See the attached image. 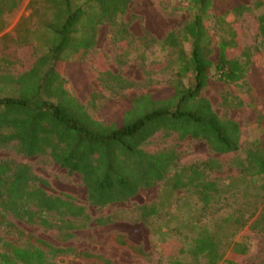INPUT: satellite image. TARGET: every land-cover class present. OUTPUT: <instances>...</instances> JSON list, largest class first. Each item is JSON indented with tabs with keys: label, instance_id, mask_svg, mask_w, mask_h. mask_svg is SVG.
I'll return each instance as SVG.
<instances>
[{
	"label": "trees",
	"instance_id": "1",
	"mask_svg": "<svg viewBox=\"0 0 264 264\" xmlns=\"http://www.w3.org/2000/svg\"><path fill=\"white\" fill-rule=\"evenodd\" d=\"M180 1L187 4L191 17L160 43L163 47H177L179 60L163 94L125 98L112 119L100 121L64 88L61 64L68 53H86L93 46L95 28L101 22L112 25L118 42L125 41L129 32L120 17L130 0H85L79 5L73 0H54L56 13L48 24L49 48L22 73L0 70V148H13L27 157L48 155L69 174L77 173L86 188L88 203L95 207L128 201L139 189L168 178L178 156L176 149L148 152L143 147L158 131L176 133L179 139L190 136L204 140L216 153L240 151L238 123L218 115L201 91L212 76L249 86L256 56L260 52L264 55V50H252L245 44L242 27L250 25L264 47V2L254 0L246 5L239 0ZM18 5L19 0H0V29L8 17L15 15ZM185 44L189 45L188 51ZM100 74L115 85H132L104 66ZM189 76L191 83L186 84L184 80ZM8 86H14L13 90L2 92ZM232 100L235 106L241 104ZM252 124L261 129L259 138L233 162L242 176L255 178L258 188L264 191V117L258 116ZM218 166L213 160L193 161L169 176L170 187L191 191L205 209L218 192L216 180L207 179L206 169ZM44 183L28 164L0 159V219L10 213L45 228H56L67 237L72 230L87 226L92 218L85 207L67 194L47 192ZM138 210L149 216L157 208L152 203L140 205ZM255 213L256 209L247 215L226 217L238 223L236 232L242 230L226 255L208 232L187 247L177 240H165L162 252L171 264H193L201 259L205 264H218L220 260L223 264H239L253 237L264 233V205L249 222ZM110 220L109 216L98 217L95 222L101 225ZM114 239L141 252L120 235ZM35 242L18 246L0 237V264H57L52 257L67 250L40 239ZM82 254L97 261L87 264H112L100 255Z\"/></svg>",
	"mask_w": 264,
	"mask_h": 264
},
{
	"label": "rangeland",
	"instance_id": "2",
	"mask_svg": "<svg viewBox=\"0 0 264 264\" xmlns=\"http://www.w3.org/2000/svg\"><path fill=\"white\" fill-rule=\"evenodd\" d=\"M83 1L73 0V3L79 5ZM239 1L250 5L254 0ZM53 3L54 0H19L15 15L8 17L0 29V70L22 73L49 48L51 33L48 24L56 13ZM220 6L218 4L217 9ZM190 17L187 4L180 0H130L120 17L129 36L125 41L118 42L112 25L108 22L97 24L93 46L86 53L80 50L68 53L61 64L64 88L82 102L93 118L100 121L112 119L120 111L125 98L145 93L161 96L179 60L177 47H163L160 43L169 32L178 31ZM242 31L244 42L250 49L264 50L250 25H244ZM184 49L188 51L189 45L185 44ZM103 66L112 75H118L132 85L122 87L107 78L103 79L100 74ZM184 81L190 84L191 76ZM13 88L8 86L2 92L8 93ZM201 95L210 101L218 115L238 123L240 151L216 153L204 140L190 136L179 139L176 133L158 131L148 139L144 149L155 152L173 147L178 154L176 162L168 178L149 188L139 189L125 202L92 206L87 201L86 188L77 173L69 174L48 155L27 157L13 148H0V159L9 158L28 164L33 173L45 181L42 186L47 192L73 197L92 218L87 226L72 230L71 236L67 237L56 228H45L6 213L5 218L0 219V237L18 246H29L36 243L35 239H40L54 247L67 249L52 257L57 264L97 262L82 253L100 255L112 264H171L161 249L165 240H177L187 247L204 232L214 236L219 250L226 255L242 232H236L238 223L232 219L225 220L226 217L229 214L247 215L256 209L251 222L264 205V191L258 188L255 178L242 176L233 162L236 157H243V151L261 133V129L252 122L258 116L264 117V55L260 52L256 56L249 86L235 85L212 76ZM232 98L241 101V104L235 106ZM206 160H213L219 165L206 169L207 179L216 180L218 192L203 209L191 191L172 189L169 176L193 161ZM152 203L157 208L156 213L143 216L138 206ZM107 216L111 218L109 222L96 224V218ZM115 235L136 245L141 252L118 244ZM179 258L188 260V257ZM192 262L205 264L202 259ZM218 264H223V261ZM239 264H264V233L253 237Z\"/></svg>",
	"mask_w": 264,
	"mask_h": 264
}]
</instances>
